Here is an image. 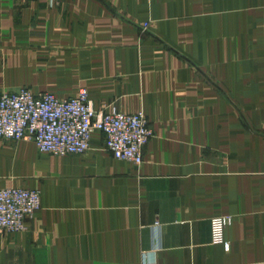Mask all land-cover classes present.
<instances>
[{
    "label": "crops",
    "instance_id": "1",
    "mask_svg": "<svg viewBox=\"0 0 264 264\" xmlns=\"http://www.w3.org/2000/svg\"><path fill=\"white\" fill-rule=\"evenodd\" d=\"M20 87L86 89L152 136L138 166L99 131L79 155L0 140V188L41 198L0 264H264V0H0V93Z\"/></svg>",
    "mask_w": 264,
    "mask_h": 264
},
{
    "label": "built area",
    "instance_id": "2",
    "mask_svg": "<svg viewBox=\"0 0 264 264\" xmlns=\"http://www.w3.org/2000/svg\"><path fill=\"white\" fill-rule=\"evenodd\" d=\"M99 131L104 147L114 158L140 165L152 130L141 113L129 114L109 106L96 110L85 90L62 98L27 87L0 93V140L32 141L40 152L54 156L79 155L90 147ZM40 191L24 187L0 188V233L26 231L40 209ZM231 217L212 220L214 243L223 242V229Z\"/></svg>",
    "mask_w": 264,
    "mask_h": 264
},
{
    "label": "rangeland",
    "instance_id": "3",
    "mask_svg": "<svg viewBox=\"0 0 264 264\" xmlns=\"http://www.w3.org/2000/svg\"><path fill=\"white\" fill-rule=\"evenodd\" d=\"M148 23H146V24H143V25H141V28H142V30H144V29H147L148 28ZM82 90H85L86 92H87V90L86 89H80L76 94H78L80 91H82ZM75 94V95H76ZM87 94H88V92H87ZM89 96V95H88ZM14 142V141H13ZM30 221V220H29ZM29 223V222H28Z\"/></svg>",
    "mask_w": 264,
    "mask_h": 264
}]
</instances>
